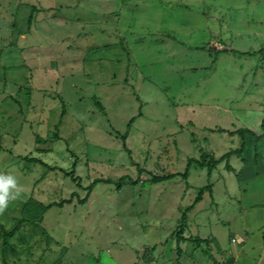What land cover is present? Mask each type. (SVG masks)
I'll use <instances>...</instances> for the list:
<instances>
[{"label":"rangeland","instance_id":"1","mask_svg":"<svg viewBox=\"0 0 264 264\" xmlns=\"http://www.w3.org/2000/svg\"><path fill=\"white\" fill-rule=\"evenodd\" d=\"M260 48L264 0H0V174L21 189L0 264H165L182 233L237 239L222 187L232 163L262 162L264 137L213 129L261 134L264 61L217 51ZM203 155L185 179L151 180ZM96 178L112 183L87 194Z\"/></svg>","mask_w":264,"mask_h":264},{"label":"crops","instance_id":"2","mask_svg":"<svg viewBox=\"0 0 264 264\" xmlns=\"http://www.w3.org/2000/svg\"><path fill=\"white\" fill-rule=\"evenodd\" d=\"M232 164V168L240 178L237 179V183L228 180L227 188L222 187V196L225 200H230L234 207L235 214L232 212L228 224L232 227L231 235L238 238H231L230 243L226 245L223 242L224 237L214 236L211 239L208 232L201 234L195 232L194 235L189 236L182 233L179 241L174 242L170 238L168 246L163 247L166 251L165 264H264V158L255 167L250 163ZM192 242L202 246L201 251L206 248V252H197L192 247ZM244 244H249L248 251L250 248L253 251L257 248L258 257L251 256L249 261L242 257ZM173 245L177 247L178 253H173Z\"/></svg>","mask_w":264,"mask_h":264},{"label":"trees","instance_id":"3","mask_svg":"<svg viewBox=\"0 0 264 264\" xmlns=\"http://www.w3.org/2000/svg\"><path fill=\"white\" fill-rule=\"evenodd\" d=\"M28 20H31V17H29ZM220 52H230L235 58H241L243 56H256V55H259L260 59L262 61H264V49L263 48H260V49H258L256 51H240V50H236V49H232L230 51H227V50L217 51V53H220ZM64 112H65V108H64V105H62L60 116H62L64 114ZM131 120H133V119H131ZM260 126H261V129H262V132L259 135L255 134L253 131H251L248 128H237V129L228 131L225 128L219 127V128L213 129V131L225 132V133H228L230 135L236 134L237 136H239L241 138H243L244 135H249L250 137H252L254 139L255 142H258L262 137H264V115H263V117L261 119ZM240 153H241V149L230 150V151L225 152L224 154H222L220 157H218L216 159L215 158L214 159H209V161L212 160L215 164H217V163L221 162L224 158H227V157H229L232 154L240 155ZM205 156L206 155H203V157L201 159L189 158L187 160V162H186V165H185V168H184L183 172H172V173H168V174H165V175H151V180L153 182H159V181H163V180L174 178L176 176H180L181 178L185 179V178H187L188 173H189V169H190V167L192 165L199 166L200 168L208 166V163L205 161L207 156L206 157ZM28 160L29 161H33V162L42 163L41 161H39L38 159H36L34 157L33 158H29ZM74 165H75V163L72 164V167ZM227 166H229V165L226 162V167ZM51 168H53V167H51ZM139 172H140V169H139ZM64 173H65V175H69L73 180L77 181V184H79V176H75L73 174V169H71L68 172H64ZM207 176L208 177L210 176V171L207 172ZM135 181H136V179H132L129 176H124V177H120L117 182H113V184H114L115 188L117 190H119L123 184H125V183H134ZM98 182L112 183V181L109 180V179L96 178L90 184H88L85 187L86 190H87V194L92 190L93 186L95 184H97ZM203 190H204V186L200 187V189L198 190L197 195H196L195 199L193 200V202L189 206L186 207V209H185L186 211L190 210L191 208H193V206L202 199ZM209 195H211V193ZM86 199H87V195L81 200V202H85ZM53 205L61 206L62 204L61 203H58V204L51 203V204H49L47 206H53ZM22 221H23V219H20L17 222V224L11 230L7 231L5 229L4 230L2 229V232L4 234L8 235V236L9 235H13V233H15V231L18 229L19 224Z\"/></svg>","mask_w":264,"mask_h":264},{"label":"clouds","instance_id":"4","mask_svg":"<svg viewBox=\"0 0 264 264\" xmlns=\"http://www.w3.org/2000/svg\"><path fill=\"white\" fill-rule=\"evenodd\" d=\"M20 186L16 176L12 174H0V213H3L11 201L20 195Z\"/></svg>","mask_w":264,"mask_h":264},{"label":"built area","instance_id":"5","mask_svg":"<svg viewBox=\"0 0 264 264\" xmlns=\"http://www.w3.org/2000/svg\"><path fill=\"white\" fill-rule=\"evenodd\" d=\"M232 241H234V239H232Z\"/></svg>","mask_w":264,"mask_h":264}]
</instances>
